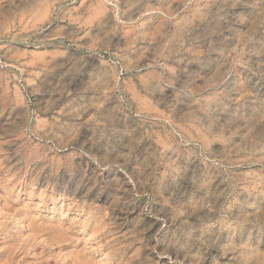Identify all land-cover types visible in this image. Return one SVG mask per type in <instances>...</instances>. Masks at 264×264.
I'll return each instance as SVG.
<instances>
[{
	"label": "clouds",
	"instance_id": "clouds-1",
	"mask_svg": "<svg viewBox=\"0 0 264 264\" xmlns=\"http://www.w3.org/2000/svg\"><path fill=\"white\" fill-rule=\"evenodd\" d=\"M0 264H264V0H0Z\"/></svg>",
	"mask_w": 264,
	"mask_h": 264
}]
</instances>
